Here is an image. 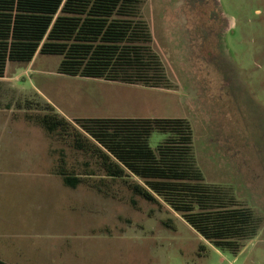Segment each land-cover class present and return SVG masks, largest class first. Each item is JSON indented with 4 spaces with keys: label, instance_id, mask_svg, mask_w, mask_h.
<instances>
[{
    "label": "rangeland",
    "instance_id": "obj_1",
    "mask_svg": "<svg viewBox=\"0 0 264 264\" xmlns=\"http://www.w3.org/2000/svg\"><path fill=\"white\" fill-rule=\"evenodd\" d=\"M143 14L171 89L61 74L59 55L7 64L0 78L1 258L10 255L17 264H264V0H145ZM42 103L69 119H189L205 180L230 187L260 214L259 233L235 255L122 184L111 186L121 187L116 196L66 186L54 173L62 152L80 177H94L93 165L27 118ZM165 137L153 132L151 146Z\"/></svg>",
    "mask_w": 264,
    "mask_h": 264
},
{
    "label": "trees",
    "instance_id": "obj_2",
    "mask_svg": "<svg viewBox=\"0 0 264 264\" xmlns=\"http://www.w3.org/2000/svg\"><path fill=\"white\" fill-rule=\"evenodd\" d=\"M145 0H0V78L9 62L59 55L61 74L149 88L174 84L153 47ZM29 101L28 108H34ZM39 104V103H38ZM27 118L84 156L90 175H77L62 152L54 173L70 188L80 184L116 196L132 195L177 213L207 242L239 254L259 233L263 217L230 187L209 183L198 165L194 131L184 117L69 119L50 103ZM35 109V108H34ZM166 137L150 144L153 132ZM94 178V179H90ZM117 188V189H115ZM0 264H8L0 259Z\"/></svg>",
    "mask_w": 264,
    "mask_h": 264
},
{
    "label": "crops",
    "instance_id": "obj_3",
    "mask_svg": "<svg viewBox=\"0 0 264 264\" xmlns=\"http://www.w3.org/2000/svg\"><path fill=\"white\" fill-rule=\"evenodd\" d=\"M18 252L23 253L22 250H19ZM0 259H2L3 261H5L8 264H17L15 261H13V258H11L10 255H4L2 258L0 257Z\"/></svg>",
    "mask_w": 264,
    "mask_h": 264
}]
</instances>
